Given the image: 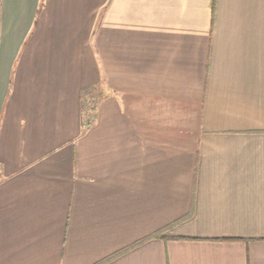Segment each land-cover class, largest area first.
Masks as SVG:
<instances>
[{
    "label": "crops",
    "instance_id": "crops-1",
    "mask_svg": "<svg viewBox=\"0 0 264 264\" xmlns=\"http://www.w3.org/2000/svg\"><path fill=\"white\" fill-rule=\"evenodd\" d=\"M167 229L109 264H264V0H0V264Z\"/></svg>",
    "mask_w": 264,
    "mask_h": 264
},
{
    "label": "trees",
    "instance_id": "trees-1",
    "mask_svg": "<svg viewBox=\"0 0 264 264\" xmlns=\"http://www.w3.org/2000/svg\"><path fill=\"white\" fill-rule=\"evenodd\" d=\"M168 231V229L166 231H162V232H158L156 234H154L153 236H151L150 238H147L145 240H142L138 243H136L135 245L123 250L122 252H119L118 254L108 258L107 260L99 263V264H109L111 261L117 259L118 257L130 252L131 250L135 249V248H138L140 246H142L143 244H145L147 241L149 240H152V239H160V240H166L167 237H166V232Z\"/></svg>",
    "mask_w": 264,
    "mask_h": 264
},
{
    "label": "rangeland",
    "instance_id": "rangeland-1",
    "mask_svg": "<svg viewBox=\"0 0 264 264\" xmlns=\"http://www.w3.org/2000/svg\"><path fill=\"white\" fill-rule=\"evenodd\" d=\"M92 108H93V105L91 104V105H85V110L87 111V112H89L90 110L92 111ZM92 125V123H91V121L90 120H87V121H85V127L86 128H89L90 126Z\"/></svg>",
    "mask_w": 264,
    "mask_h": 264
}]
</instances>
